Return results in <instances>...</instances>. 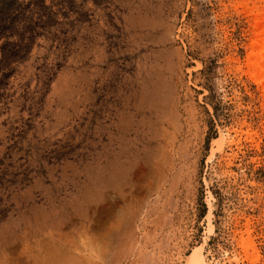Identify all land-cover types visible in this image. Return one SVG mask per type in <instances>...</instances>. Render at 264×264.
I'll return each mask as SVG.
<instances>
[{
	"label": "rangeland",
	"instance_id": "1",
	"mask_svg": "<svg viewBox=\"0 0 264 264\" xmlns=\"http://www.w3.org/2000/svg\"><path fill=\"white\" fill-rule=\"evenodd\" d=\"M256 8L0 0V264H264Z\"/></svg>",
	"mask_w": 264,
	"mask_h": 264
},
{
	"label": "bare ground",
	"instance_id": "2",
	"mask_svg": "<svg viewBox=\"0 0 264 264\" xmlns=\"http://www.w3.org/2000/svg\"><path fill=\"white\" fill-rule=\"evenodd\" d=\"M257 10L258 14H261L260 16L263 15V18L260 17L261 20H257V18H255V38L253 42H251L252 44L250 45L251 52L248 57L247 65L250 72V76H252L260 84V86H262L264 91V8ZM193 264H204V255L201 249L195 255Z\"/></svg>",
	"mask_w": 264,
	"mask_h": 264
}]
</instances>
